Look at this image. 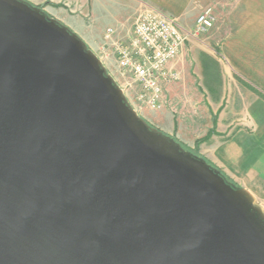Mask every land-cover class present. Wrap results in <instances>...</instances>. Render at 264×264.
<instances>
[{"label": "water", "instance_id": "1", "mask_svg": "<svg viewBox=\"0 0 264 264\" xmlns=\"http://www.w3.org/2000/svg\"><path fill=\"white\" fill-rule=\"evenodd\" d=\"M0 264H264V208L69 28L0 0Z\"/></svg>", "mask_w": 264, "mask_h": 264}, {"label": "crops", "instance_id": "2", "mask_svg": "<svg viewBox=\"0 0 264 264\" xmlns=\"http://www.w3.org/2000/svg\"><path fill=\"white\" fill-rule=\"evenodd\" d=\"M128 1L124 14L112 17L110 22L116 26L114 28L120 27L127 33L131 29L126 27L129 20L133 21L135 12L144 3L178 20L191 15L189 11L198 3L197 0ZM37 3L42 1L35 0L34 6ZM62 18L67 19V15L63 14ZM236 28L237 33L248 32L252 36L247 35L245 40L235 36L239 40L231 41L229 68L221 67L201 53L200 65L205 67L197 77V84L185 71V43L168 66L179 78L163 87L164 106L160 109V120L166 118L170 129L168 136L180 144L193 149L199 141L198 154L229 182L250 192L264 208V39L261 35L264 26ZM84 33L88 38L91 36L88 31ZM88 48L91 49L89 45Z\"/></svg>", "mask_w": 264, "mask_h": 264}, {"label": "rangeland", "instance_id": "3", "mask_svg": "<svg viewBox=\"0 0 264 264\" xmlns=\"http://www.w3.org/2000/svg\"><path fill=\"white\" fill-rule=\"evenodd\" d=\"M34 5L35 0H25ZM42 3H37V6H42L50 15L61 19V24L65 25L72 32L79 36L83 41H87L91 50L98 58L103 60L104 66L108 73L112 75L119 87L124 89L127 94V99L135 111L152 127L159 129L165 135H168L166 118L160 120L161 110H150L147 107L137 104L134 101L136 94L133 87L132 79L129 76L124 78L119 75L118 69L114 62V57L111 55L108 60L104 59L103 35L106 28H109L111 18H118L124 14L125 5L129 4L128 0H41ZM46 1V2H45ZM80 1V2H79ZM197 5L193 6L189 11L191 15L179 18V22L187 27L192 28L198 14L206 7L210 6L215 15V23L213 27L204 35L199 36L198 40L192 39L186 42L184 57L186 59V73L192 75V80L197 84V77L203 72L205 66L200 65L201 53L217 62L221 67L229 68V54L231 52V41L239 40L235 36L243 37L252 36V33L242 32L237 33L236 26H264V0H197ZM67 15V19H63L62 15ZM129 17V15H127ZM125 18L123 21L125 22ZM77 18V20H76ZM73 20L70 21V20ZM77 23H75V22ZM122 22V21H121ZM129 25H125L128 30L132 26V19L129 20ZM65 23V24H64ZM118 27V26H117ZM124 27V29H126ZM115 36L117 38H126L127 33L121 31L120 27L115 28ZM84 31L89 32L88 38ZM246 31V29H245ZM128 35V33H127ZM264 39V33H261ZM126 36V35H125ZM260 36V34H259ZM235 39V40H234ZM250 39V38H249ZM241 40V39H240ZM236 43V42H235ZM87 45V47H88ZM90 49V48H89ZM109 51V50H108ZM112 52V50H111ZM110 54V53H109ZM209 66V65H208ZM213 69V65L210 64ZM210 69V71H212ZM166 83L164 86H166ZM131 85V86H130ZM163 86V87H164ZM165 88V87H164ZM162 108V107H161ZM159 111V112H158ZM183 112H179L182 114ZM178 114V113H177ZM196 144V143H195ZM189 148L188 146H186Z\"/></svg>", "mask_w": 264, "mask_h": 264}, {"label": "built area", "instance_id": "4", "mask_svg": "<svg viewBox=\"0 0 264 264\" xmlns=\"http://www.w3.org/2000/svg\"><path fill=\"white\" fill-rule=\"evenodd\" d=\"M214 23L215 15L210 6L198 14L192 28H187L178 18L144 3L135 12L126 38H117L115 28H106L103 35V49L107 51L104 59L108 60L112 55L119 75L132 79L137 104L159 110L164 106L163 86L179 78L177 72L168 68L169 64L177 58L186 42L198 40ZM122 91L127 96L123 88Z\"/></svg>", "mask_w": 264, "mask_h": 264}, {"label": "trees", "instance_id": "5", "mask_svg": "<svg viewBox=\"0 0 264 264\" xmlns=\"http://www.w3.org/2000/svg\"><path fill=\"white\" fill-rule=\"evenodd\" d=\"M39 7H42V6H39ZM198 144H199V141L196 142V146H197ZM181 146H182L185 150L191 152L192 154L201 157V156L198 154V152H197V147H196V146H195L193 149L187 148L186 146H184V145H182V144H181Z\"/></svg>", "mask_w": 264, "mask_h": 264}]
</instances>
